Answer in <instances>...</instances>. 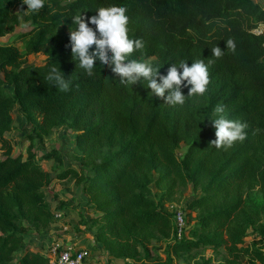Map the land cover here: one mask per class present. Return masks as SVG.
I'll use <instances>...</instances> for the list:
<instances>
[{
  "label": "trees",
  "instance_id": "trees-1",
  "mask_svg": "<svg viewBox=\"0 0 264 264\" xmlns=\"http://www.w3.org/2000/svg\"><path fill=\"white\" fill-rule=\"evenodd\" d=\"M21 6L22 0H0V38L22 23L30 26L18 36L22 43L27 40L23 52L12 42L0 43V264H52L51 247L32 248L26 233L45 232L53 224L44 190L54 177L31 151L25 159L11 156L4 134L12 128L14 107L31 126L32 140L42 142L63 127L76 133L80 168L57 178H76L95 212L89 220L95 231L89 227L88 232L109 257L145 261L152 242L172 239L170 249L177 258L209 249L223 251L218 264H264L258 245L264 242V32L251 31L264 23V4L44 0L43 8L28 13L20 12ZM110 6L127 9L129 38L144 42L143 51H134L129 59L159 66L161 75L181 60L189 66L199 59L207 64L215 46L225 51L208 66L206 93L167 106L150 96L146 82L120 84L99 60L93 74L86 75L71 53L73 17L91 18ZM229 38L236 43L234 53L227 50ZM36 54L46 57L43 63L26 62L25 57ZM53 66L69 80L67 91L45 79ZM190 87L182 85V94L187 96ZM217 105L225 107L227 119L248 125L247 138L226 151L210 147L216 139L210 120ZM181 144L186 151L179 156ZM41 159L61 162L56 150ZM186 189L196 195L186 203L189 227L177 240L174 212L166 203ZM248 236L254 240L245 245Z\"/></svg>",
  "mask_w": 264,
  "mask_h": 264
},
{
  "label": "rangeland",
  "instance_id": "rangeland-1",
  "mask_svg": "<svg viewBox=\"0 0 264 264\" xmlns=\"http://www.w3.org/2000/svg\"><path fill=\"white\" fill-rule=\"evenodd\" d=\"M254 3L260 2L264 4V0H252ZM30 29L26 23H22L13 33L0 38V43L14 44L21 52H23V43L18 36ZM264 32V31H261ZM258 32V33H261ZM257 33V32H255ZM46 59L42 54L29 55L25 57L27 63L41 64ZM2 74H0V79ZM7 91L10 92L9 89ZM31 126L26 124L23 115L14 107L12 112V128L4 134L6 145L11 148V156L22 155L25 159L29 151L36 155V160L40 163L41 168L49 172L54 177L49 187L44 190L45 200L54 214L53 224L45 232H35L32 229L26 233L27 239L30 241L32 248L42 247L46 251L48 247L58 243L63 246L73 245L76 248H86L90 257L86 264H194L195 261L201 263L202 259L210 258L211 264H218L223 259V251L213 252L209 249L193 250L188 255L176 257L173 255L170 246L172 239L160 240L152 242L148 249L150 257L145 261H135L130 258L115 259L107 255V251L101 245L96 248L93 236L88 232L91 227L89 220L94 215L87 203V198L83 194L81 187L77 186L76 178L68 175L65 179L57 177L65 170L80 168L78 153L74 149L76 133L66 127L55 130L54 134L43 139L42 142L32 140ZM56 150L60 154L61 162L54 160H42L41 156L49 151ZM4 149L0 145V158L3 157ZM184 144L177 149V155L181 156L185 153ZM196 194L190 189H186L181 197H176L174 202L166 203L167 210L171 213L181 211L184 215L185 230L188 228L187 217H185L186 203ZM174 214V213H173ZM194 215V214H193ZM192 215V216H193ZM173 222V218H172ZM174 224V223H173ZM191 225V224H190ZM95 231L94 227H91ZM184 230V231H185ZM251 231H248L250 235ZM184 234V232H183ZM254 240V236L245 238V245H249ZM244 245V246H245ZM264 251V242L258 244ZM245 264V263H244Z\"/></svg>",
  "mask_w": 264,
  "mask_h": 264
},
{
  "label": "clouds",
  "instance_id": "clouds-1",
  "mask_svg": "<svg viewBox=\"0 0 264 264\" xmlns=\"http://www.w3.org/2000/svg\"><path fill=\"white\" fill-rule=\"evenodd\" d=\"M23 5H27V11H23ZM44 7V0H22L21 11L24 13L38 11ZM124 7H101L97 15L86 18L82 15L73 17L74 28L70 30V46L74 61L83 69L86 75L91 76L96 60L103 66L109 67L118 78L120 84L135 85L143 80L146 88L151 89L150 96L163 99V105L177 106L185 103L186 97H200L207 91L210 83L208 66L220 59L225 54L220 47L211 48L212 58L205 63L199 59L192 62L191 66L183 60L173 63L166 75L160 74V67L147 61L129 59L134 51L142 52L145 45L143 40L130 39L128 36L129 18ZM95 26V30L89 27ZM252 32L264 31V23L251 29ZM98 33V35H97ZM95 45V51H90ZM227 50L236 51V43L229 38L226 41ZM182 70V71H180ZM45 79L55 84L61 91H67L69 80L59 68L53 66ZM159 81V82H158ZM186 82V84H185ZM182 85L191 86L188 95L182 94ZM225 107L217 105L213 109L214 119H211L215 128L216 139L210 141V147L217 150H227L237 141L247 138L248 125L240 121L227 119L224 115ZM209 147V148H210Z\"/></svg>",
  "mask_w": 264,
  "mask_h": 264
},
{
  "label": "built area",
  "instance_id": "built-area-1",
  "mask_svg": "<svg viewBox=\"0 0 264 264\" xmlns=\"http://www.w3.org/2000/svg\"><path fill=\"white\" fill-rule=\"evenodd\" d=\"M184 215L181 211H175L173 223L176 231V239L180 240L185 230ZM90 257L86 248H76L73 245L63 246L58 243L51 247V263L52 264H86Z\"/></svg>",
  "mask_w": 264,
  "mask_h": 264
}]
</instances>
